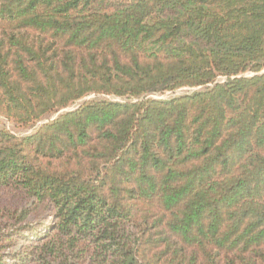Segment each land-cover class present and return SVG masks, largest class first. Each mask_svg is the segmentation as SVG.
<instances>
[{"label": "trees", "instance_id": "1", "mask_svg": "<svg viewBox=\"0 0 264 264\" xmlns=\"http://www.w3.org/2000/svg\"><path fill=\"white\" fill-rule=\"evenodd\" d=\"M52 117L0 129V264H264V0H0V118Z\"/></svg>", "mask_w": 264, "mask_h": 264}, {"label": "rangeland", "instance_id": "2", "mask_svg": "<svg viewBox=\"0 0 264 264\" xmlns=\"http://www.w3.org/2000/svg\"><path fill=\"white\" fill-rule=\"evenodd\" d=\"M191 92H192L191 89H182V90H179V91H177L175 93H167L165 95H157V96H155V98L168 99V98H172V97L188 94V93H191ZM91 98H93V97H91ZM91 98H89V99H91ZM74 107H72V109H70V110H73ZM53 117H55V116H53ZM53 117L45 120L42 123H39V124L35 125L34 127H29V128L18 127L15 124H13L12 122L8 121L7 119L0 118V129H2V130L4 129V130L8 131L9 133H11L12 135H14L16 137L23 138V137H27V136L32 135L41 125L47 123L49 120H52ZM46 222H47L46 218L38 220L35 223L36 226H37V229L39 231L42 230L46 226ZM27 236L29 237L31 235L27 234Z\"/></svg>", "mask_w": 264, "mask_h": 264}]
</instances>
